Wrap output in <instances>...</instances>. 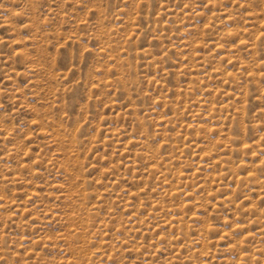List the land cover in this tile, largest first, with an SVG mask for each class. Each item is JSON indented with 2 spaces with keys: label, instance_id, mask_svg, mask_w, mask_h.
Here are the masks:
<instances>
[{
  "label": "rangeland",
  "instance_id": "rangeland-1",
  "mask_svg": "<svg viewBox=\"0 0 264 264\" xmlns=\"http://www.w3.org/2000/svg\"><path fill=\"white\" fill-rule=\"evenodd\" d=\"M0 264H264V0H0Z\"/></svg>",
  "mask_w": 264,
  "mask_h": 264
}]
</instances>
